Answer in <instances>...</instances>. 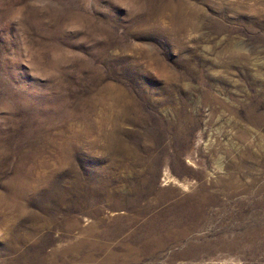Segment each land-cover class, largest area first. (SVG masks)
Instances as JSON below:
<instances>
[{"label":"rangeland","instance_id":"rangeland-1","mask_svg":"<svg viewBox=\"0 0 264 264\" xmlns=\"http://www.w3.org/2000/svg\"><path fill=\"white\" fill-rule=\"evenodd\" d=\"M0 264H264V0H0Z\"/></svg>","mask_w":264,"mask_h":264}]
</instances>
